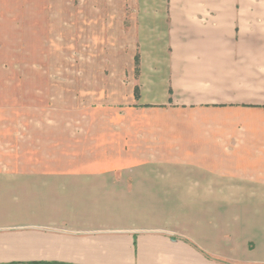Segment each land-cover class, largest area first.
I'll return each instance as SVG.
<instances>
[{"label":"crops","instance_id":"obj_1","mask_svg":"<svg viewBox=\"0 0 264 264\" xmlns=\"http://www.w3.org/2000/svg\"><path fill=\"white\" fill-rule=\"evenodd\" d=\"M140 7L82 133L0 135V264H264V5Z\"/></svg>","mask_w":264,"mask_h":264},{"label":"rangeland","instance_id":"obj_2","mask_svg":"<svg viewBox=\"0 0 264 264\" xmlns=\"http://www.w3.org/2000/svg\"><path fill=\"white\" fill-rule=\"evenodd\" d=\"M156 3L169 0H0V135L82 133L101 80L127 65L140 5Z\"/></svg>","mask_w":264,"mask_h":264},{"label":"trees","instance_id":"obj_3","mask_svg":"<svg viewBox=\"0 0 264 264\" xmlns=\"http://www.w3.org/2000/svg\"><path fill=\"white\" fill-rule=\"evenodd\" d=\"M136 62H137V60H136ZM136 91L137 90L135 89V94L137 93ZM40 264H57V263H40Z\"/></svg>","mask_w":264,"mask_h":264}]
</instances>
